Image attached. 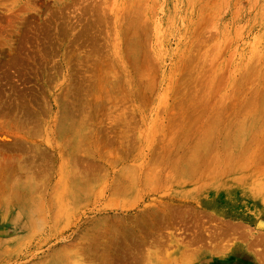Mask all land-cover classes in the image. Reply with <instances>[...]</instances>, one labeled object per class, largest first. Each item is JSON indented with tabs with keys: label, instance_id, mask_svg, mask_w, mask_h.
Masks as SVG:
<instances>
[{
	"label": "rangeland",
	"instance_id": "1",
	"mask_svg": "<svg viewBox=\"0 0 264 264\" xmlns=\"http://www.w3.org/2000/svg\"><path fill=\"white\" fill-rule=\"evenodd\" d=\"M184 262L264 264V0H0V264Z\"/></svg>",
	"mask_w": 264,
	"mask_h": 264
},
{
	"label": "bare ground",
	"instance_id": "2",
	"mask_svg": "<svg viewBox=\"0 0 264 264\" xmlns=\"http://www.w3.org/2000/svg\"><path fill=\"white\" fill-rule=\"evenodd\" d=\"M11 193H12V192H11ZM11 193H10V194H11ZM9 196H10V195H9ZM9 200H10V199H9ZM226 251H227V250H226ZM192 254H193V253H192ZM187 255H188V254H187ZM189 255H190V253H189ZM193 256H194V255H193ZM140 257H141V256H140ZM136 259H137V258H136ZM189 259H190V258H189ZM184 264H185V262H184Z\"/></svg>",
	"mask_w": 264,
	"mask_h": 264
}]
</instances>
